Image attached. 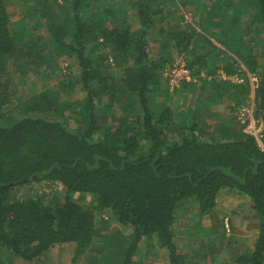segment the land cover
<instances>
[{
  "label": "trees",
  "instance_id": "16d2710c",
  "mask_svg": "<svg viewBox=\"0 0 264 264\" xmlns=\"http://www.w3.org/2000/svg\"><path fill=\"white\" fill-rule=\"evenodd\" d=\"M188 5L198 20L183 23ZM173 51L207 92L190 109L152 104L189 93L191 82L161 87ZM61 55L77 75L66 67L56 89L46 84L8 116L17 85L54 71ZM247 73L257 78L264 144V0H0V264H141L151 246L169 264H189L174 244L175 210L185 202L199 217L211 215L216 224L195 238L209 240L225 191L246 198L255 221L252 244L234 264H264V147L238 116L207 110L224 101L243 107ZM203 114L215 117L214 130ZM42 181L60 187L63 199L13 198ZM86 196L89 206L73 198ZM104 213L108 235L96 222Z\"/></svg>",
  "mask_w": 264,
  "mask_h": 264
},
{
  "label": "rangeland",
  "instance_id": "374dc122",
  "mask_svg": "<svg viewBox=\"0 0 264 264\" xmlns=\"http://www.w3.org/2000/svg\"><path fill=\"white\" fill-rule=\"evenodd\" d=\"M9 9L11 10V7ZM180 15L184 16L183 23H192L193 19L198 20V16L195 14L194 5L186 6L185 10L183 9L180 11ZM214 44L219 46L215 41H214ZM156 46L157 45L150 43V47L154 48V50H151L150 52L152 59L157 58ZM170 55H171L170 61L166 63L165 67H169V66L171 67L173 65H178L179 63L182 62V59L178 57L179 55H177L175 51H173ZM54 66H55L54 71L50 70L49 72H47L46 75H41L38 77L35 75H30L29 77L26 78L27 80L24 79L17 85L18 90L16 92L17 94L15 95L16 99L13 100L14 105L11 106L10 108L11 113H9L8 116L10 115L12 117L17 116L18 113L21 111L20 110L21 108H19L20 101L33 96L34 93H39L41 88L45 86L46 84H47L46 86L50 90L56 89V87L59 85L62 79V75L66 73V67H71L72 74L74 73L75 75H77L78 73L76 67L74 66L73 60L68 59L64 55L58 56V58L54 61ZM237 76L239 77V79L241 78V81L239 82L241 83L243 80L242 77L239 75ZM247 76L249 78L248 80L250 83V92L246 96L247 100L243 107L248 108V111H247L248 113L246 112L244 116H242L243 107L241 108L237 107L233 111L229 110L228 101L226 102L224 101L219 104L210 106L207 108V110L211 114L218 116V118L225 119V120L234 118V120L236 121L237 119L236 117L238 116V119L241 121L242 124L245 122V124H243L242 126L243 132L254 135L260 147L263 148L264 147L263 140H262L263 123L261 121V117L256 118L254 115L253 89L255 88V85L257 83V78L248 73H247ZM70 77H71V81H73L74 77L71 75V73H70ZM160 78H161L160 79L161 87L164 88L165 84L162 81V77ZM191 83H194V82H191ZM200 86H201V82L199 80L195 81L194 85L192 86L193 88L187 87V90H189V93L186 92V94H183L184 91H182L181 94L178 93V94L170 95L171 97L169 96L168 100H165V101L163 98L156 96L152 100V104L162 105L163 103L177 111L183 110L186 108L190 109L197 103L196 99L203 100V98L207 95V92L202 90ZM191 89H192V92H191ZM77 92L78 91L76 88L75 91L72 93V96H78ZM65 96L62 95L61 96L62 99H64ZM68 97H71V95H68ZM204 116L206 115L203 114L204 119L202 120L206 123L209 130L210 131L214 130V124L217 123L215 121V117L206 118ZM66 118L69 124L72 127H75L76 123H75V118L73 114L67 113ZM37 196L42 197L46 202L49 203V201H54L56 199H59V200L63 199V192L61 188L58 187L56 184L51 183V182L42 181L39 183H32V184L22 186L18 190H16L13 194V198L17 200H27V199L34 198ZM73 198L79 201L80 203L83 202L84 204L88 206L89 204L91 205V200L87 196L84 197L83 199H78V197H73ZM247 201L248 200L246 198L241 197L238 194L227 192V191L221 195L218 201V205H219L218 215L220 216V219H222V221L219 219L220 225L218 226V232H216L215 234L216 242L212 244L213 246H211V249H210V246H208L210 243L206 246L204 245V248L202 249V251L198 252L199 254H202V253L209 254L208 251L211 252V250H214V251L218 250L220 253L224 254V256L227 255L226 257H228V255H231V254L233 255L239 254L244 249H246L247 246L245 245L252 244V241H253V238L255 237V232H256L255 221L251 217L252 212H250L247 207ZM108 218L109 217L108 215H106V213H104L103 215L101 214L100 217H97L96 222L99 223L98 226L102 227V225H104V222ZM100 220L104 221L103 224L101 223L102 225H100ZM109 223L113 231L119 232L117 231L118 227L113 220H110V221L108 220V224ZM214 224H216L215 219L213 222H211L210 226H214ZM100 231L102 235H108V230L104 229V227H102ZM123 233L126 234L127 231L125 232L123 230ZM204 240H206V238H204L203 240H199V241H204ZM145 252H148L151 255L155 254V256H150V257L148 256V258H145V259L143 258L142 260H140L141 264H169L167 261L168 260L167 256H163L165 254L163 249L156 250L154 247L151 246V247L145 248L140 253H145ZM194 253H195L194 250H190L191 256L189 259V264H192V259H194L193 257ZM213 255H215L214 252H213ZM138 259H141V257H139ZM218 260L222 261V258H217L215 256L213 259V262L216 263L218 262ZM62 264H65V262Z\"/></svg>",
  "mask_w": 264,
  "mask_h": 264
},
{
  "label": "crops",
  "instance_id": "0c3cea01",
  "mask_svg": "<svg viewBox=\"0 0 264 264\" xmlns=\"http://www.w3.org/2000/svg\"><path fill=\"white\" fill-rule=\"evenodd\" d=\"M190 85L188 84L189 87H192L194 83H190ZM218 206L219 205H217L215 209L217 213L219 210ZM213 221L214 219H212L211 215H201L199 217L197 207H192V205H190L189 203L182 202L179 204V206H177L175 210V218L173 222V238L175 242L174 244L177 248V251L183 255H190V250H194L195 253L193 254L194 259H192V264H234L233 260L235 255L233 254L228 255V257H226L227 255L224 256V254L220 253L218 250H211V252L208 251L209 254L198 253L199 251H202L204 245L206 246L210 243L208 246H210L211 249V246H213L212 244L216 242V233L211 234L212 236L210 237L211 239L209 238V240L195 241L197 229H207L208 227L211 228L210 224ZM185 243H188V245H186ZM198 243L202 244L198 245ZM213 252L215 255H213ZM151 256H155V254ZM163 256H167L166 253ZM190 256L188 258V261L190 259ZM215 256L217 258H222V261L218 260V262L214 263L213 259Z\"/></svg>",
  "mask_w": 264,
  "mask_h": 264
},
{
  "label": "built area",
  "instance_id": "2783aa9c",
  "mask_svg": "<svg viewBox=\"0 0 264 264\" xmlns=\"http://www.w3.org/2000/svg\"><path fill=\"white\" fill-rule=\"evenodd\" d=\"M221 79L230 81L232 83H239L241 78L237 76V74L233 75H225L222 72L217 74ZM162 81L164 82L165 86L169 87V90L172 91L175 88H179L183 81L185 82H195L190 76L188 69L185 67L184 62L182 61L178 65H173L169 69H166L162 75ZM218 77V78H219ZM239 79V81H238ZM248 111V108H242V116ZM244 112V113H243ZM248 113V112H247Z\"/></svg>",
  "mask_w": 264,
  "mask_h": 264
}]
</instances>
